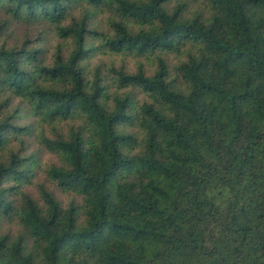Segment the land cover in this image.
Returning a JSON list of instances; mask_svg holds the SVG:
<instances>
[{"label": "trees", "instance_id": "16d2710c", "mask_svg": "<svg viewBox=\"0 0 264 264\" xmlns=\"http://www.w3.org/2000/svg\"><path fill=\"white\" fill-rule=\"evenodd\" d=\"M0 217V264H264V0H0Z\"/></svg>", "mask_w": 264, "mask_h": 264}, {"label": "rangeland", "instance_id": "374dc122", "mask_svg": "<svg viewBox=\"0 0 264 264\" xmlns=\"http://www.w3.org/2000/svg\"><path fill=\"white\" fill-rule=\"evenodd\" d=\"M182 1V0H180ZM173 4L178 3V0H172ZM189 8L192 9H201V10H205L206 7L204 8V6L200 5L197 2L191 1L188 4ZM39 27L28 24V23H18L15 26V33L12 34V39H21L25 36V34H29L30 38H34L36 31L38 30ZM161 56L169 61V63H174L177 62L180 57L177 55V53H168V54H161ZM113 61V62H112ZM100 62V64H98ZM94 63L95 65H100L101 69L103 72L107 71V66L108 65H115L116 67H126L128 70L131 71H136L139 64L143 63L145 65V68L148 72L151 71V69L154 67V65L156 64V58L154 56L151 57H141V58H134V57H129V56H113V55H109V54H102V56L96 57L94 59ZM19 101V100H17ZM17 101H15L13 103V105L10 107V109L15 108L17 105ZM9 109V110H10ZM7 111L8 113H11L10 111ZM13 113V112H12ZM19 124L21 125H28L29 123H31L32 125L37 124L36 119H34L32 116H21V118L18 120ZM38 126V125H37ZM45 130L46 132L50 131V128L47 126H45ZM23 137V136H22ZM13 147L14 149H18L20 148L21 144H20V138L14 139L13 142ZM30 144V147L28 148V152L32 151V150H36V145L32 142V140L30 141V143H28V146ZM27 152V151H26ZM40 160L38 165H36L34 167V175L35 178L34 182L30 183L27 187L29 190H32L34 193H36V187H35V183L37 181H45L46 180V170L52 166V164L57 163L58 159L57 156L55 154L52 153H40ZM0 230L2 232H8L9 234L13 235V236H17L20 230V226L18 224V220H13L12 218H6V217H0Z\"/></svg>", "mask_w": 264, "mask_h": 264}]
</instances>
